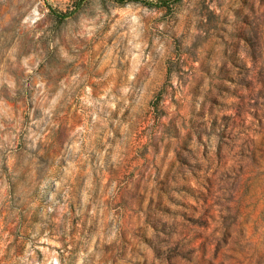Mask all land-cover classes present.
I'll list each match as a JSON object with an SVG mask.
<instances>
[{
    "label": "rangeland",
    "instance_id": "obj_1",
    "mask_svg": "<svg viewBox=\"0 0 264 264\" xmlns=\"http://www.w3.org/2000/svg\"><path fill=\"white\" fill-rule=\"evenodd\" d=\"M0 264H264V0H0Z\"/></svg>",
    "mask_w": 264,
    "mask_h": 264
}]
</instances>
